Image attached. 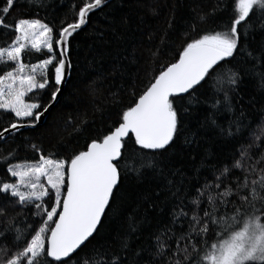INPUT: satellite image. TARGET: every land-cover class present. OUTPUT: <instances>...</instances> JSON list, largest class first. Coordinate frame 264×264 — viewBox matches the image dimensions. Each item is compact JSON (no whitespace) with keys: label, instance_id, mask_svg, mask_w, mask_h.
I'll use <instances>...</instances> for the list:
<instances>
[{"label":"snow or ice","instance_id":"obj_1","mask_svg":"<svg viewBox=\"0 0 264 264\" xmlns=\"http://www.w3.org/2000/svg\"><path fill=\"white\" fill-rule=\"evenodd\" d=\"M15 3L6 0L0 27L12 29L5 17ZM27 4L47 7L44 0H27ZM104 6L106 0H85L75 21L60 27L58 38L54 27L41 19L15 21L14 39L0 46V67L15 65L0 75V111L13 114L20 122L0 131V142L22 128L36 127L54 106L72 67L70 38L86 26L92 12ZM199 22L208 27L187 42L179 59L162 68L123 110L118 126L91 140L86 151L70 160L41 154L38 161L24 158L8 164L7 172L15 183L0 185V193L22 210L34 205L35 210L29 211L35 219L21 222L19 214L9 216L0 206V264H80L77 253L98 231L122 172L137 176L151 172L178 186V191L183 188L182 170L175 169L165 154L180 136L186 119L195 114L194 106L201 103L193 93L213 73L210 87L216 99L210 107L214 111L201 126L218 129L217 134L226 141L237 139L251 127L244 109L237 107L242 103L237 98L246 76L258 78L264 88V0H215L208 11L199 14ZM28 49L48 53L30 71L23 62ZM222 64L230 66L221 68ZM53 65L56 87L51 99L43 105L26 102L25 97L50 86L48 71ZM218 116H226L227 123H220ZM261 125L253 142L238 148L239 156L231 166H212L213 179H206L196 189L190 216L182 203L173 210V225L187 221L186 230L181 226L177 235L174 228H165L152 235L154 243L133 248V238L142 225L130 217L127 231L116 237L117 251L93 250L100 256L99 264H264V122ZM130 135L134 147L126 155ZM32 148L40 151L35 145ZM16 151L12 149L4 159H16ZM253 152L260 154L254 157ZM232 170L243 172V179L226 183ZM53 195L49 210L46 201Z\"/></svg>","mask_w":264,"mask_h":264},{"label":"trees","instance_id":"obj_2","mask_svg":"<svg viewBox=\"0 0 264 264\" xmlns=\"http://www.w3.org/2000/svg\"><path fill=\"white\" fill-rule=\"evenodd\" d=\"M84 2L44 0L47 7L33 8L28 6L27 0H16L5 17V23L12 25V29L0 27V46H6L14 39V23L20 18H38L49 23L58 38L60 27L75 21L76 13ZM214 2L110 0L100 10L92 12L86 26L70 38V75L43 123L22 128L19 134L8 135L6 141L0 142V185L15 183V178L7 172L8 164L24 158L38 161L41 154L57 160H70L72 155L85 151L91 140L102 138L116 127L123 110L135 102L155 75L168 64L174 63L183 46L191 39L198 38L208 27L199 22V14L208 11ZM6 6V0H0V17H4L2 10ZM47 55L46 50L36 53L28 49L23 54V62L32 65L47 58ZM236 59L240 60L241 57L237 56ZM14 66L9 63L7 67H0V75ZM229 66L222 64L221 68ZM215 75L213 73V77L193 93L201 103L194 106L195 114L186 119L180 136L165 154L175 169L182 170L185 186L178 191V186L169 185L167 180L154 177L151 172L143 176L125 175L122 172L111 207L102 217L98 231L77 253L80 264H99L100 256L93 251L98 247L117 251L116 237L127 231L128 219L133 216L142 225L133 238V248L154 243L152 235L165 228H174L177 235L180 234L181 226L186 230L187 221L180 220L173 225V210H178L182 203L190 216L194 209L191 201L197 195L196 189L206 179H213L212 166L218 169L225 165L231 166L239 156L238 148L252 143L254 137L259 135L261 122H264V88L260 86L258 78L252 76L244 77L237 98L242 101L237 107L244 109L246 122L251 124L244 135L226 141L217 134L218 129L201 126L214 111L210 105L215 102L216 96L210 85ZM48 76L52 81L50 86L25 97L26 102L48 103L56 87L54 65L50 66ZM217 119L220 123H227L226 116H218ZM69 120L71 123H68ZM12 122L20 121L13 114L0 111V131ZM186 140L193 142L186 143ZM32 145L40 151H34ZM133 147L134 140L130 135L125 154ZM12 149L17 150L16 159L9 157L5 160L4 157ZM261 150L264 151V148ZM259 154L253 152L254 157ZM243 175L239 170H232L226 183L237 178L242 180ZM52 200L54 195L46 201L49 210ZM14 203L12 198L0 193V206L6 208L9 216L19 214V221L29 223L35 219L31 216L34 205L22 210L19 206H13ZM200 211L202 214L203 208ZM19 226H23V223ZM172 243L174 245L175 241Z\"/></svg>","mask_w":264,"mask_h":264},{"label":"water","instance_id":"obj_3","mask_svg":"<svg viewBox=\"0 0 264 264\" xmlns=\"http://www.w3.org/2000/svg\"><path fill=\"white\" fill-rule=\"evenodd\" d=\"M108 1H110V0H106V3L108 2ZM83 27H85V26H83ZM82 27V28H83ZM79 31V30H78ZM179 59V58H178ZM67 75H66V82H67V80H68V78H69V75H70V69H68L67 70ZM66 82L63 84V86H62V91H63V89H64V86H65V84H66ZM146 90V89H145ZM62 93V92H61ZM61 95V94H60ZM59 95V96H60ZM56 103V102H55ZM48 114V113H47ZM47 114L44 116V117H42V119H41V121L39 122V124H41V123H43V121L45 120V118H46V116H47ZM118 126V125H117ZM86 150H87V148H86ZM85 150V151H86ZM66 191V190H65ZM54 226V225H53Z\"/></svg>","mask_w":264,"mask_h":264},{"label":"rangeland","instance_id":"obj_4","mask_svg":"<svg viewBox=\"0 0 264 264\" xmlns=\"http://www.w3.org/2000/svg\"><path fill=\"white\" fill-rule=\"evenodd\" d=\"M31 65H28V70L30 71ZM46 184V181H43Z\"/></svg>","mask_w":264,"mask_h":264}]
</instances>
